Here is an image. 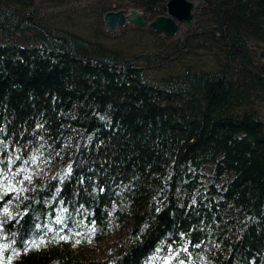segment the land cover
I'll list each match as a JSON object with an SVG mask.
<instances>
[{"label":"trees","instance_id":"obj_1","mask_svg":"<svg viewBox=\"0 0 264 264\" xmlns=\"http://www.w3.org/2000/svg\"><path fill=\"white\" fill-rule=\"evenodd\" d=\"M28 3L0 0V264H264V0L133 55Z\"/></svg>","mask_w":264,"mask_h":264},{"label":"rangeland","instance_id":"obj_2","mask_svg":"<svg viewBox=\"0 0 264 264\" xmlns=\"http://www.w3.org/2000/svg\"><path fill=\"white\" fill-rule=\"evenodd\" d=\"M101 1L29 0L28 7L26 8L29 12L33 11L35 13L34 18L37 20L57 28L74 32L84 38L100 43L105 48L119 51L124 55L147 53L155 49L157 35L164 36V34L160 31L152 30L149 27L150 20L145 19V24L141 28L127 22L124 25H120L114 31L107 30L103 21V16L107 11H104L103 7L99 4ZM104 1L105 3L107 2V0ZM119 8H124L127 13L132 7L121 6ZM114 11H116V8H114ZM186 30L187 27L184 24H180L176 33L171 37L176 39L178 36H182ZM261 59L264 61V57ZM205 65H210V62L207 57L202 55H198V59L191 61L192 67L200 68ZM180 68L181 66L178 67L172 61L161 68L155 66L153 69H146V74L149 77H158L165 71L172 70L170 72H176ZM256 106L264 118V97L256 100Z\"/></svg>","mask_w":264,"mask_h":264},{"label":"water","instance_id":"obj_3","mask_svg":"<svg viewBox=\"0 0 264 264\" xmlns=\"http://www.w3.org/2000/svg\"><path fill=\"white\" fill-rule=\"evenodd\" d=\"M203 3L204 0H167L165 4L166 14L151 19L149 27L171 37L176 33L180 24H184L187 28L193 27L194 16ZM103 21L106 29L111 31L118 29L120 25L127 22L139 28L145 24L142 12L135 7L130 8L127 13L124 8L107 11L103 16Z\"/></svg>","mask_w":264,"mask_h":264},{"label":"snow or ice","instance_id":"obj_4","mask_svg":"<svg viewBox=\"0 0 264 264\" xmlns=\"http://www.w3.org/2000/svg\"><path fill=\"white\" fill-rule=\"evenodd\" d=\"M68 171L70 172L71 171V168L68 169ZM5 211H7V209H5ZM34 247H38L39 245H33Z\"/></svg>","mask_w":264,"mask_h":264}]
</instances>
